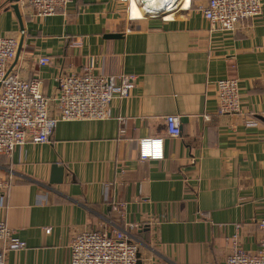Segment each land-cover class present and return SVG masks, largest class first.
<instances>
[{
    "label": "crops",
    "instance_id": "1",
    "mask_svg": "<svg viewBox=\"0 0 264 264\" xmlns=\"http://www.w3.org/2000/svg\"><path fill=\"white\" fill-rule=\"evenodd\" d=\"M262 1L259 17L226 32L193 9L179 11L190 0H179L170 16L135 2L140 17L132 0L129 14L119 0H77L46 17L0 0V37L22 43L10 70L42 80L53 114L61 75L92 64L95 74L136 76L108 119L61 121L50 143L0 157V176H14L0 191V220L27 245L4 252V264H70V242L87 230L123 231L140 264H225L235 237L248 253L260 249ZM224 79L239 83L240 109L230 115L218 110L216 83ZM170 115L180 117V137L166 136ZM148 137L165 138L163 160L139 159L138 142ZM55 164L65 169L61 184H51Z\"/></svg>",
    "mask_w": 264,
    "mask_h": 264
},
{
    "label": "built area",
    "instance_id": "2",
    "mask_svg": "<svg viewBox=\"0 0 264 264\" xmlns=\"http://www.w3.org/2000/svg\"><path fill=\"white\" fill-rule=\"evenodd\" d=\"M75 1L77 0H18V5L28 6L37 16L46 17L65 11L68 5ZM119 1L127 4L129 14L131 0ZM191 9L199 12L210 23L212 29L231 32L236 30L239 23L259 17L263 1L208 0L204 5L195 6L193 0H190L189 6L183 7L182 3L179 11ZM18 47V39L0 37V157H11L17 147L27 143H50L55 128L61 121L108 119L113 99L129 97L136 81V76L124 73L95 74L94 66L88 64L83 67L81 73L59 76L57 112L53 114L49 98L43 92L42 80L39 77L24 79L10 70L17 57ZM50 62L49 58L39 59V64ZM216 88L219 113L224 115L237 113L240 109L238 80H219ZM166 124L167 137L181 136L179 116H168ZM164 141V137L141 139L138 142L139 159L163 160ZM13 182L12 172L0 176V191L6 194ZM119 208H123V205H119ZM259 226L264 234V219L260 221ZM45 232L50 234L51 229H46ZM260 243L257 252L248 253L241 249L235 237L232 240V252L226 258L225 264H264V240ZM0 245V264H4V252L25 249L27 246L25 242L15 238L13 230L2 220ZM70 249V264H140L138 246L130 243L125 233L119 230L112 233L104 230L81 232L72 238Z\"/></svg>",
    "mask_w": 264,
    "mask_h": 264
},
{
    "label": "bare ground",
    "instance_id": "3",
    "mask_svg": "<svg viewBox=\"0 0 264 264\" xmlns=\"http://www.w3.org/2000/svg\"><path fill=\"white\" fill-rule=\"evenodd\" d=\"M186 2V0H183ZM135 2L140 7V5L143 8L142 12H145L146 8L148 9V12L154 13L158 11H164L167 10L169 13L166 15L170 16V13H172V8L177 5L179 0H132V13L134 16H143V13L138 9L137 5H135ZM146 7V8H145Z\"/></svg>",
    "mask_w": 264,
    "mask_h": 264
},
{
    "label": "water",
    "instance_id": "4",
    "mask_svg": "<svg viewBox=\"0 0 264 264\" xmlns=\"http://www.w3.org/2000/svg\"><path fill=\"white\" fill-rule=\"evenodd\" d=\"M12 2H18V0H12ZM15 9L16 11L18 10V5H15ZM17 14H19V11L17 12ZM164 15H151V14H146V17H163ZM117 36V35H115ZM21 46H22V43L20 45V47L18 48V52H17V57L19 56L20 52H21ZM16 57V58H17ZM64 167L63 166H60V165H57L55 164L53 166V175L54 177H52L51 179V184H61L63 182V178H64Z\"/></svg>",
    "mask_w": 264,
    "mask_h": 264
},
{
    "label": "rangeland",
    "instance_id": "5",
    "mask_svg": "<svg viewBox=\"0 0 264 264\" xmlns=\"http://www.w3.org/2000/svg\"><path fill=\"white\" fill-rule=\"evenodd\" d=\"M16 4L18 5V2H16ZM18 7H20L19 5H18ZM19 48V47H18Z\"/></svg>",
    "mask_w": 264,
    "mask_h": 264
}]
</instances>
